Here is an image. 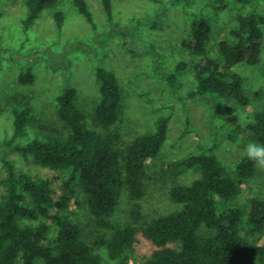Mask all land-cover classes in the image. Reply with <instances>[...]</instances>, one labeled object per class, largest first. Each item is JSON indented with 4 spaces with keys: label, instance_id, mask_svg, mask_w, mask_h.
Wrapping results in <instances>:
<instances>
[{
    "label": "trees",
    "instance_id": "obj_1",
    "mask_svg": "<svg viewBox=\"0 0 264 264\" xmlns=\"http://www.w3.org/2000/svg\"><path fill=\"white\" fill-rule=\"evenodd\" d=\"M56 1L24 0L23 29L30 28L41 11ZM208 1L224 7L232 0ZM74 4L95 28L88 4L84 0H74ZM100 4L111 19L112 0H100ZM56 18L61 25V12H56ZM263 22L264 11L241 15L210 54L211 23L203 16L195 17L181 43L196 57L191 64L193 78L188 95L211 102L216 111L247 105L242 78L233 67L241 62L254 65L260 61ZM153 25H157L156 20ZM184 66L187 64L180 62L174 72ZM95 76L99 100L94 122L101 130L88 125L74 102L75 89L64 86L56 96V104L57 116L67 126L65 133L37 135L27 142L17 140L27 135L33 120L30 107L18 104L12 112V134L0 141V147L17 152L34 164L64 170L65 189L80 186L94 222L102 230L94 244L105 249L108 264H129L128 253L139 232L155 246L143 264H240L250 251L255 254L253 264H264V243L252 246L247 240V234L264 228V198H249L243 208L226 204L238 195L242 180L257 171L246 155L236 162L232 172L206 149L171 161L168 171L172 176L188 171L197 176L170 188L172 201L179 205L177 210L143 221L139 200L146 190L145 161L155 157L165 143L168 118L158 117L151 132L136 136L122 150L116 148L119 135L109 128L118 119L121 88L115 74L103 66L96 67ZM19 80L32 81V73L21 74ZM240 128L251 141L264 144V111H256ZM1 160L5 175L0 179V264H35L38 258L42 264H104L100 254L83 239L80 226L64 214L69 196L55 198L49 179L18 172L4 150ZM123 193L131 205L127 221L120 224L110 216ZM27 196L35 207L25 205ZM39 217L55 223L54 236L49 235L50 227L45 222L28 224L27 220ZM202 228L208 234L201 235Z\"/></svg>",
    "mask_w": 264,
    "mask_h": 264
},
{
    "label": "rangeland",
    "instance_id": "obj_2",
    "mask_svg": "<svg viewBox=\"0 0 264 264\" xmlns=\"http://www.w3.org/2000/svg\"><path fill=\"white\" fill-rule=\"evenodd\" d=\"M84 1L92 12L95 28L79 12L74 0H57L24 30L21 22L24 0H0V141L12 134V112L18 104L30 107L33 120L27 127V135L17 140L27 142L37 135L65 133L67 126L58 118L56 104V96L64 86L75 89L74 102L88 125L101 130L94 122L99 100L95 70L97 66L105 67L117 77L122 93L118 119L109 128L119 135L116 148L122 150L136 136L151 132L158 117L168 118L165 143L155 157L145 161L146 190L139 203L146 223L177 210L179 205L172 201L170 188L197 176L192 171L172 176L168 171L171 161L206 149L232 172L244 156L243 146L251 140L240 128L241 124L256 111H264V39L257 64L241 62L233 67L242 78L248 104L219 111L214 110L211 102L188 95L193 78L191 64L196 57L181 43L193 19L203 16L212 26L208 52L213 54L215 44L236 26L241 15L252 10L264 11V0H232L224 7L208 0H112L111 19L106 17L100 0ZM56 12L62 14L61 25L57 23ZM126 24L130 26L125 28ZM112 26L118 28L111 30ZM261 29L264 37V22ZM180 62L187 66L174 72ZM27 72L32 73L33 80L21 82L20 75ZM173 72L175 75L171 76ZM3 150L18 172L49 179L55 198L62 194L69 196L64 214L80 226L83 239L108 264L105 249L94 244L102 230L95 224L80 186L65 189L64 170L34 164L1 147L0 179L5 175ZM2 192L0 184V195ZM252 197L264 198V171L259 169L242 180L240 192L226 204L243 208ZM25 205L35 207L29 196ZM130 205L123 193L110 219L120 224L127 221ZM27 222L32 225L45 222L50 227L49 235L56 234L57 227L51 220L39 217ZM200 233L205 235L208 231L202 228ZM247 240L252 246L264 243V228L247 234ZM154 249L139 232L128 253L129 264H143ZM254 262L255 254L250 251L240 264ZM35 264H42V260L36 259Z\"/></svg>",
    "mask_w": 264,
    "mask_h": 264
},
{
    "label": "clouds",
    "instance_id": "obj_3",
    "mask_svg": "<svg viewBox=\"0 0 264 264\" xmlns=\"http://www.w3.org/2000/svg\"><path fill=\"white\" fill-rule=\"evenodd\" d=\"M243 153L255 168L264 171V144L250 141L243 146Z\"/></svg>",
    "mask_w": 264,
    "mask_h": 264
}]
</instances>
